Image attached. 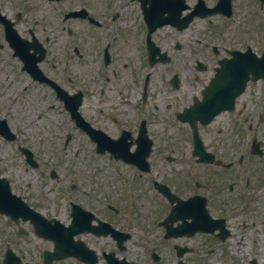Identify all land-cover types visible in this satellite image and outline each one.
Listing matches in <instances>:
<instances>
[{"label":"flooded vegetation","instance_id":"af4514ba","mask_svg":"<svg viewBox=\"0 0 264 264\" xmlns=\"http://www.w3.org/2000/svg\"><path fill=\"white\" fill-rule=\"evenodd\" d=\"M217 1L0 0L4 16H0V74L17 80L12 105L67 110L74 104L79 113L77 130L95 150L101 141L113 140L131 144L130 151L135 152L150 141V167L155 166L151 160L156 145L193 143L190 106L201 97L202 88L190 89V26L197 20L212 21L195 16L190 23V13L196 6L207 11ZM232 4L234 13L254 17L253 47L258 48L259 32L264 46V17L259 19L264 15V0H232ZM204 35L202 61L211 70L210 78L221 58L233 48H242V32L224 24ZM157 50L170 58L148 71L150 61L162 57L159 53L151 57ZM172 63L173 69L161 68ZM176 74L180 82L173 80ZM253 84H260L257 89L264 92V79ZM262 107L264 103L256 102L253 90L246 88L234 108L220 112L208 124L197 122L207 148L215 154L212 163L198 162L193 146L190 152L165 155L174 163L190 156V173H204L200 192H190V197L205 196L213 230L196 234L221 244L230 241L240 264H264ZM12 131L18 142V129ZM258 141L261 152L244 146ZM103 154L111 155L108 150ZM127 164L140 170L135 162ZM86 206L96 216L93 226L101 220L116 227L119 210L113 203ZM23 223L26 235L18 231V222L9 218L0 222V264H179L178 247L169 239L151 248L130 247L129 231L121 241L111 231L99 235L82 230L67 240L76 254L51 258L52 240L38 234L36 221Z\"/></svg>","mask_w":264,"mask_h":264},{"label":"rangeland","instance_id":"374dc122","mask_svg":"<svg viewBox=\"0 0 264 264\" xmlns=\"http://www.w3.org/2000/svg\"><path fill=\"white\" fill-rule=\"evenodd\" d=\"M247 19L250 28H253L254 17L251 15L242 17L239 22H237V15L232 19V23L237 24L236 26L242 34L243 26H248ZM205 24L203 21H198L190 29V34L196 31L198 37L204 36ZM236 26L233 25L234 29ZM245 43L248 44L250 41ZM201 50V44L190 41V59H192L193 53L202 56ZM193 63L192 60L190 62V89L200 87V84L195 81L191 74V71L196 72L192 69ZM174 66L175 64L172 63L161 66V68L173 69ZM199 75L204 79L208 73L202 72ZM0 85H2L1 79ZM1 95L2 89L0 88V98ZM256 100L258 102L264 101V95L260 91H257ZM5 110L9 114L0 111V115L8 116L19 126L23 131V136L29 140V144L34 148L41 161L39 168L28 167L26 168L28 171H26L23 160L19 157L17 159L18 164L11 169L17 189L30 196L33 203H42V207H45L48 212L52 211V213L56 211L55 207H58L59 216L65 215L64 208L70 200L82 203H98L99 205L110 201L111 203H119L123 211L125 203H137L138 220L129 222L123 227L131 228L134 236L140 238L143 243H151L162 238L161 229L159 227L152 229L150 223L159 224L158 218H165L170 213V208H164L169 204L156 189L151 187L150 180H158L162 176H167L166 179L173 180L177 188L179 185L175 177L184 176L186 174L184 171L179 174L176 171L171 172L167 165H159L161 154L157 151L155 154L156 168L166 167L167 172L164 174H141V177L137 179V176L130 174V171L125 168L127 165L124 166L121 162L108 161L105 156L96 155L93 145L78 135V131L66 111H49L44 107L41 109ZM69 133L72 137L65 144ZM4 144L0 148V157L8 158L11 156L7 150L9 147L7 143L4 142ZM160 146L165 145L161 144ZM176 146L178 151L175 152L186 150L190 152V144H178ZM167 152H172L171 145L167 147ZM185 162L190 164V159L186 158ZM180 164L182 163L180 162ZM180 167L182 166L180 165ZM52 169L57 171V177L51 176ZM200 172L195 176L202 179L204 173ZM182 179L188 180L186 177ZM72 184H76V187H71ZM179 192L187 193V191ZM123 211L120 215L115 214L118 221H123ZM192 239L193 242L200 244L201 242L198 240H206V237L205 235H198ZM179 241L188 240L180 239ZM134 243L136 242H132V246H136ZM222 253L225 254V252ZM201 255L202 251L194 256L189 255L190 262L192 264L204 263V258H200ZM232 257L233 255H229L228 259L230 260ZM209 258L214 264L215 256ZM228 259L227 263L229 262ZM222 261L225 264V258Z\"/></svg>","mask_w":264,"mask_h":264},{"label":"water","instance_id":"95a60500","mask_svg":"<svg viewBox=\"0 0 264 264\" xmlns=\"http://www.w3.org/2000/svg\"><path fill=\"white\" fill-rule=\"evenodd\" d=\"M230 63L232 64V69H231V71L232 72H234V74L235 75H240V74H242V76H240L239 78H237L236 79V83H235V81L233 82V87H238V88H243L244 87V85H245V83H246V78H247V76H245V74L246 73H248L249 72V70L250 69H246L245 68V64H241V65H239L238 63H239V58H236V57H234L231 61H230ZM235 80V79H234ZM222 81V78L220 77V76H217L213 81H212V83L208 86V88H219V87H221V85H220V82ZM215 95L217 96V97H219L220 96V93H215ZM216 107V108H220V106H221V103L219 102V101H217V102H215L214 104H211V103H209V102H206V103H204V104H202L201 106H200V110L202 111V112H207V111H209L210 109H212L213 107Z\"/></svg>","mask_w":264,"mask_h":264},{"label":"snow or ice","instance_id":"6c2138e0","mask_svg":"<svg viewBox=\"0 0 264 264\" xmlns=\"http://www.w3.org/2000/svg\"><path fill=\"white\" fill-rule=\"evenodd\" d=\"M108 146L113 147L115 150L116 148H121L122 151L127 154V155H134L133 153L129 152V149L132 147L131 144L128 143H121L120 141H108L107 142Z\"/></svg>","mask_w":264,"mask_h":264}]
</instances>
